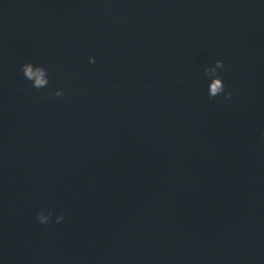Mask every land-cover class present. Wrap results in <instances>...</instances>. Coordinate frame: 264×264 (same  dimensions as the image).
Segmentation results:
<instances>
[{
	"label": "water",
	"instance_id": "95a60500",
	"mask_svg": "<svg viewBox=\"0 0 264 264\" xmlns=\"http://www.w3.org/2000/svg\"><path fill=\"white\" fill-rule=\"evenodd\" d=\"M0 264H264V0H0Z\"/></svg>",
	"mask_w": 264,
	"mask_h": 264
},
{
	"label": "clouds",
	"instance_id": "9594fccd",
	"mask_svg": "<svg viewBox=\"0 0 264 264\" xmlns=\"http://www.w3.org/2000/svg\"><path fill=\"white\" fill-rule=\"evenodd\" d=\"M91 63H95L94 58H90ZM223 63L222 61H217L215 67H209L205 69V75L208 77H211V82L208 86V95L209 98H215L218 95H221L225 92V86L222 82V79L219 78L217 69L222 68ZM21 71L23 73L24 78L31 82L32 87L36 90L44 89L49 85V76L48 71L46 68L39 66V65H33L32 63H27L21 66ZM56 97H62L64 95L63 91H56L54 94ZM231 98V93L228 92L225 94V100H228ZM40 99H45V97L41 96ZM52 216V213L49 212L47 216L44 215L43 212H40L37 215V220L39 223L47 225L49 223L50 217ZM63 220V215L57 217L56 223H60Z\"/></svg>",
	"mask_w": 264,
	"mask_h": 264
}]
</instances>
